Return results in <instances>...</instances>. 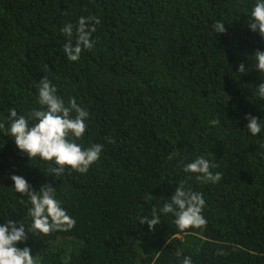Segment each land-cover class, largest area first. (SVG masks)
I'll return each instance as SVG.
<instances>
[{
  "label": "trees",
  "instance_id": "trees-1",
  "mask_svg": "<svg viewBox=\"0 0 264 264\" xmlns=\"http://www.w3.org/2000/svg\"><path fill=\"white\" fill-rule=\"evenodd\" d=\"M0 264H264V0H0Z\"/></svg>",
  "mask_w": 264,
  "mask_h": 264
},
{
  "label": "clouds",
  "instance_id": "clouds-1",
  "mask_svg": "<svg viewBox=\"0 0 264 264\" xmlns=\"http://www.w3.org/2000/svg\"><path fill=\"white\" fill-rule=\"evenodd\" d=\"M184 179L188 181L190 184H193L195 178H188L186 175H184Z\"/></svg>",
  "mask_w": 264,
  "mask_h": 264
}]
</instances>
